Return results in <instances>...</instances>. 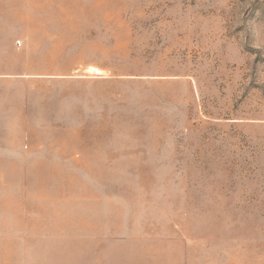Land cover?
Listing matches in <instances>:
<instances>
[{
  "label": "rangeland",
  "instance_id": "rangeland-1",
  "mask_svg": "<svg viewBox=\"0 0 264 264\" xmlns=\"http://www.w3.org/2000/svg\"><path fill=\"white\" fill-rule=\"evenodd\" d=\"M0 264H264V0H0Z\"/></svg>",
  "mask_w": 264,
  "mask_h": 264
},
{
  "label": "bare ground",
  "instance_id": "bare-ground-1",
  "mask_svg": "<svg viewBox=\"0 0 264 264\" xmlns=\"http://www.w3.org/2000/svg\"><path fill=\"white\" fill-rule=\"evenodd\" d=\"M89 72H91V73H92V72H99V70H98V69H95V68H90V69H89Z\"/></svg>",
  "mask_w": 264,
  "mask_h": 264
}]
</instances>
